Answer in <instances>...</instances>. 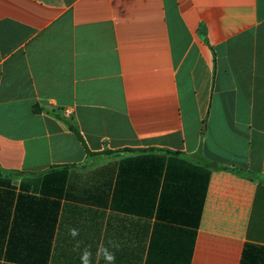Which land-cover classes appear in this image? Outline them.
<instances>
[{"label": "crops", "instance_id": "0c3cea01", "mask_svg": "<svg viewBox=\"0 0 264 264\" xmlns=\"http://www.w3.org/2000/svg\"><path fill=\"white\" fill-rule=\"evenodd\" d=\"M76 240L264 264V0H0V264Z\"/></svg>", "mask_w": 264, "mask_h": 264}, {"label": "clouds", "instance_id": "9594fccd", "mask_svg": "<svg viewBox=\"0 0 264 264\" xmlns=\"http://www.w3.org/2000/svg\"><path fill=\"white\" fill-rule=\"evenodd\" d=\"M70 236L75 240L76 237L79 236V230L76 228H72L69 230ZM120 245L117 242L109 240L107 245L101 244L96 251V256L98 258H102L105 264H115L116 260V251L119 250ZM81 249V242L76 240L74 244V250L80 251ZM92 252L89 247L83 248L80 251V260L81 264H92Z\"/></svg>", "mask_w": 264, "mask_h": 264}, {"label": "trees", "instance_id": "16d2710c", "mask_svg": "<svg viewBox=\"0 0 264 264\" xmlns=\"http://www.w3.org/2000/svg\"><path fill=\"white\" fill-rule=\"evenodd\" d=\"M75 132H76L77 135L79 136L80 140H81L82 142H84V140H83L82 136L79 134V132H77L76 130H75Z\"/></svg>", "mask_w": 264, "mask_h": 264}, {"label": "built area", "instance_id": "2783aa9c", "mask_svg": "<svg viewBox=\"0 0 264 264\" xmlns=\"http://www.w3.org/2000/svg\"><path fill=\"white\" fill-rule=\"evenodd\" d=\"M67 113H68L69 115H71L72 112H71V111H67Z\"/></svg>", "mask_w": 264, "mask_h": 264}]
</instances>
